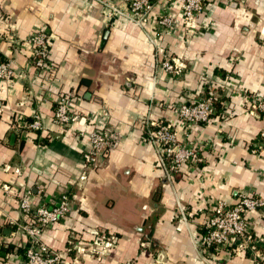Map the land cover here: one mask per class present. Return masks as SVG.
Segmentation results:
<instances>
[{
  "label": "crops",
  "instance_id": "crops-1",
  "mask_svg": "<svg viewBox=\"0 0 264 264\" xmlns=\"http://www.w3.org/2000/svg\"><path fill=\"white\" fill-rule=\"evenodd\" d=\"M152 1L147 28L157 53L138 25L108 18L93 0H0V60L13 67L0 79V264H23L20 198L52 206L64 190L71 208L42 229L44 242L63 250L93 229L116 235L115 245L84 250L76 261L66 255L65 264H264V205L247 215L253 247L200 245V223L218 199L264 197V111L249 112L253 99L264 100V0H204L191 24L176 0ZM162 13L181 22L155 28ZM40 31L48 34L41 70L29 42ZM166 57L181 64L179 74L156 68ZM209 92L210 120L183 124L178 105ZM62 97L83 120L52 122ZM34 113L40 130L27 127ZM146 119L170 123L198 159L168 178ZM93 129L111 141L79 179Z\"/></svg>",
  "mask_w": 264,
  "mask_h": 264
},
{
  "label": "built area",
  "instance_id": "built-area-1",
  "mask_svg": "<svg viewBox=\"0 0 264 264\" xmlns=\"http://www.w3.org/2000/svg\"><path fill=\"white\" fill-rule=\"evenodd\" d=\"M105 12L108 18L119 16L132 21L138 25L146 35L149 43L159 51L152 31L147 28L150 13L154 7L152 0H125V5L114 3L110 0H93ZM179 3L181 17L186 24L193 23L195 15L204 9V0H176ZM181 22V18L169 13L160 14L154 21L155 28H169ZM32 45L33 64L38 69H44L48 58V34L40 31L29 36ZM162 69L169 74H179L182 70L178 64L170 57L160 61ZM12 59L0 60V79H10L13 74ZM215 95L209 92L203 99L183 102L178 105L177 113L180 121L185 125L207 123L214 111ZM69 99L62 97L56 104L52 122L56 125L80 122L84 117L72 114L69 111ZM264 111V100L253 99L249 112ZM145 134L149 141L156 146H160V159L164 165L166 175L169 178L172 170H177L186 164L195 162L198 157V150L195 147H188L181 144L172 130L170 123L154 122L149 119L144 120ZM27 127L31 130L42 129L40 118L35 113ZM264 141V131H261ZM89 148L82 153L84 160V170L79 175V179L85 177V171L98 164L105 150L111 141V134L93 129L88 132ZM19 171V168H15ZM264 205V197L255 196L248 193L240 194L233 203H228L224 199H218L211 213L203 221L204 231L201 234L200 245L210 247L215 245H226L236 240L238 252H244L253 240L250 229V219L248 214L254 212ZM71 208V195L68 190L60 193L56 203L52 206L44 204L32 207L31 200L27 196H22L19 201V209L22 219L17 222L18 227L27 236L28 244L23 255V264H65L66 255H70L72 260H78L79 254L84 250H97L111 247L116 243V235L108 234L98 230H91L93 237L89 240L70 241L63 249L54 248L44 242L40 234L42 229L57 222L67 214ZM184 218L183 209L180 207Z\"/></svg>",
  "mask_w": 264,
  "mask_h": 264
},
{
  "label": "rangeland",
  "instance_id": "rangeland-1",
  "mask_svg": "<svg viewBox=\"0 0 264 264\" xmlns=\"http://www.w3.org/2000/svg\"><path fill=\"white\" fill-rule=\"evenodd\" d=\"M156 68H162L161 67V63L158 61V65H157V67ZM205 97V96H204ZM204 97H201V98H199V99H203ZM201 224V227H203V223H200ZM201 254H202V252H201ZM202 255H204V258H206L207 259V257H205V254H202ZM205 262H207V263H211V261L210 260H206Z\"/></svg>",
  "mask_w": 264,
  "mask_h": 264
},
{
  "label": "trees",
  "instance_id": "trees-1",
  "mask_svg": "<svg viewBox=\"0 0 264 264\" xmlns=\"http://www.w3.org/2000/svg\"><path fill=\"white\" fill-rule=\"evenodd\" d=\"M201 231L203 232L204 231V228L203 227H201ZM212 246H210V248H211Z\"/></svg>",
  "mask_w": 264,
  "mask_h": 264
}]
</instances>
